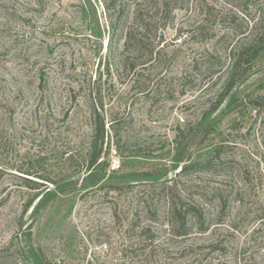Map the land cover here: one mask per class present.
I'll use <instances>...</instances> for the list:
<instances>
[{
  "label": "rangeland",
  "instance_id": "obj_1",
  "mask_svg": "<svg viewBox=\"0 0 264 264\" xmlns=\"http://www.w3.org/2000/svg\"><path fill=\"white\" fill-rule=\"evenodd\" d=\"M260 34L264 0H0V264H264V50L216 105Z\"/></svg>",
  "mask_w": 264,
  "mask_h": 264
},
{
  "label": "trees",
  "instance_id": "obj_2",
  "mask_svg": "<svg viewBox=\"0 0 264 264\" xmlns=\"http://www.w3.org/2000/svg\"><path fill=\"white\" fill-rule=\"evenodd\" d=\"M124 15H126L124 9L117 10V19H121ZM125 50L129 52H136V27H132L129 29H126L124 32V41H123ZM264 50V34L257 35L254 39H252L250 42L242 45L235 51V53L231 56V64L229 68L228 77L226 79L223 91L220 93L219 99L216 103V105L220 104L230 93L232 88L243 78L245 77L252 69V66L254 65L256 59L258 58L260 52ZM259 88H264V84H261ZM236 101L232 100L228 102V107H231L233 104H235ZM239 103V104H238ZM238 103L235 104L236 108L237 106H247V104H252L253 107H256L258 109L264 108V100L261 97H255L252 98L249 95H246L244 98H242ZM237 111V109H235ZM104 124L103 122H100L99 124H94V133L92 140L90 142V148L87 151L85 157L83 158L84 164H85V171L88 172V176L91 175L95 167H104L105 168V152L103 151V136H104ZM183 130H179L178 133H176V142H179V138L181 133H183ZM219 156L217 154L211 156L210 158L200 160V161H191L190 157H187L188 163L185 164L181 170H187V169H198V170H207L212 167L214 160H217ZM20 173L21 179L24 181V185L29 188H40L44 187V189H47L46 186L47 182L48 184H55L54 181L51 179L44 177L43 175H40L37 171H33L31 169V166L25 168H17L16 169ZM41 180V181H39ZM51 189H48L46 191V194L51 193ZM184 203L181 204H175L172 208V215L175 219V221L178 223L177 231L174 233L175 235H187V229L185 228L188 224L187 221H185L186 215L195 213L197 208L195 206H190L188 204H185L187 206L184 207ZM259 220L264 219V213H261L258 217ZM10 246V245H9ZM9 246H7L5 249H9ZM261 248H264V242L260 245ZM40 264H60V263H50L47 260H40Z\"/></svg>",
  "mask_w": 264,
  "mask_h": 264
}]
</instances>
